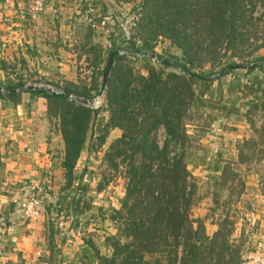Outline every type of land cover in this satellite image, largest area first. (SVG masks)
Returning a JSON list of instances; mask_svg holds the SVG:
<instances>
[{
  "label": "rangeland",
  "instance_id": "obj_1",
  "mask_svg": "<svg viewBox=\"0 0 264 264\" xmlns=\"http://www.w3.org/2000/svg\"><path fill=\"white\" fill-rule=\"evenodd\" d=\"M92 2L95 15L99 16L107 8L113 13H125L134 4H139L140 0L121 3L115 0H92ZM2 4L0 25L16 26L15 37L19 39V43L28 42L29 48H24L23 51L29 56L27 62L24 61L20 51L15 55L19 58L14 62L5 64L2 62L3 76L0 79V88L19 89L24 85H44L75 97H82L77 94L85 95L82 98L87 97L85 99L93 100V107L90 108L98 111L95 120L89 125L90 129L84 140L82 154L70 174L64 170L62 175L64 182L60 185L56 196V200L64 206L69 203L70 196H76L77 203L72 212L77 216L67 223L65 219L59 220L58 213L53 212L54 219L44 224V230H51L52 233L66 232L71 228L74 235L79 238L76 245H80L82 241L90 248L88 250L90 255L84 258L77 252L72 254V250L64 256H44L48 261L44 262L97 264L99 260L96 251L101 256H110L111 237H122V220L111 218V213L113 209L120 207L126 186V179H123L117 170L111 169L105 160V151L111 142L104 143L103 140L108 131L98 125L101 120L100 115L105 109L104 92L100 98H97L98 94H95L94 86L102 79L108 52L99 54L98 50L93 49L94 32L84 22L83 0H46L44 11L32 18L25 11V0H22V3L20 0L19 5L16 0H2ZM251 6L254 10L253 17L246 23L244 35L239 38L238 44L233 43L235 46L233 49H226L224 43L223 49L221 48L218 56L214 57L205 53L195 54L191 64L184 62L190 73L199 77L202 75L212 77V74L220 73L229 65L228 69L234 65L254 64L259 58L264 57V2H252ZM142 37L144 38V35ZM1 38L9 40V33L1 35ZM149 50L159 55L165 52L178 54L176 45L162 37L150 41ZM94 57L102 71L97 75L92 71ZM57 62H61L65 70H61L63 66L58 65ZM147 66L148 62H145L144 67ZM152 67L158 71L164 69L160 64H153ZM72 70L81 76L76 81L65 78ZM234 70L246 71V69ZM19 83L22 85L16 87ZM199 84L197 80L194 81L195 94ZM46 109L52 138L55 139L56 134L59 133V138L63 140L61 130L66 127V124H64L62 104H57L50 98ZM182 121L185 123L186 133V125L191 126L200 121V110L196 104L186 110ZM151 136L159 146L168 138L163 128L156 130ZM191 139L187 133V137H183L181 141L177 143L171 141L170 156L182 149V143L188 153L187 150L196 145ZM52 149L55 153L59 148ZM230 149L234 153H231ZM228 153L227 155L230 156L222 160L221 173L219 178L215 179L216 181L206 183L203 177L194 175L195 178L190 173L195 184L191 200L192 215L203 223L205 236L213 237V234L218 232L214 236L216 244H212L213 240L205 239L203 236L199 240L204 256L211 244L213 253L198 261V264H248L249 255L264 254V99L248 110L243 134L231 145ZM196 157V154L192 158L188 156L189 163L202 164ZM86 173L88 175L85 181L83 179ZM49 185L51 183L48 176L44 178V189L40 191L37 188L30 189L27 194L23 190L17 192L16 207L18 202L33 196L38 199L41 211L42 203L50 200L48 192L52 188H49ZM77 187L78 190H76ZM49 195H51L50 192ZM22 217L37 219L36 217L26 218L23 215ZM4 225L8 226L6 223ZM47 244L49 246V243Z\"/></svg>",
  "mask_w": 264,
  "mask_h": 264
},
{
  "label": "trees",
  "instance_id": "obj_2",
  "mask_svg": "<svg viewBox=\"0 0 264 264\" xmlns=\"http://www.w3.org/2000/svg\"><path fill=\"white\" fill-rule=\"evenodd\" d=\"M252 2L264 0H140L137 4V33L141 37L144 35L142 46H126L125 54L114 56L104 88L108 120L98 123L105 131L118 129L121 132L109 144L105 160L126 179L121 205L111 213V218L122 220V237H111L110 256H101L96 251L97 264H198L213 253L212 244H216L214 236L218 232L213 237L205 236L203 223L192 215L195 184L187 169L186 148L182 143V149L170 156L169 145L171 141L177 143L187 137L182 118L186 110L196 104L194 81L202 83L211 77L190 73L184 62L191 64L197 53L218 56L224 43L226 49H233L243 37L246 23L253 17ZM157 37L176 45L178 54L157 55L178 63L179 70L156 63L164 67L163 71H158L149 58L137 56L156 54L149 50V42ZM111 38L108 58L111 52L121 48L115 35ZM137 59L148 62V66L137 67L134 63ZM257 62L263 63L264 57ZM227 67L212 76L234 71ZM100 73L98 67L97 74ZM100 86L101 80L94 86L95 94ZM27 91L44 96L47 103L52 98L62 104L66 124L61 130L64 140L62 167L70 174L82 154L89 125L98 111L57 93ZM15 94L0 93V97ZM160 128L168 136L161 146L151 136ZM2 190L9 191L7 187ZM202 236L213 240L205 256L199 243Z\"/></svg>",
  "mask_w": 264,
  "mask_h": 264
},
{
  "label": "crops",
  "instance_id": "obj_3",
  "mask_svg": "<svg viewBox=\"0 0 264 264\" xmlns=\"http://www.w3.org/2000/svg\"><path fill=\"white\" fill-rule=\"evenodd\" d=\"M16 3L19 5L20 0H16ZM2 5L0 0V6ZM16 31V26L0 25V79L3 76L2 62H14L19 58L15 55L20 51L23 60L27 62L29 54L27 56L23 49L29 48L28 42L19 43V39L15 37ZM6 32L9 33V40L1 38ZM93 32V49L98 50L99 54L108 52L112 48L109 43L114 34L111 32L110 36L101 31ZM134 63L137 67L145 66L142 60H134ZM57 64L63 66L61 70H65L61 62ZM98 67L97 60L93 61L92 71L95 75ZM254 68L249 72L234 70L198 86L195 96L200 110V121L191 126L186 125L189 137L196 144L187 150L186 164L193 176L203 177L206 183L219 178L222 160L230 156L227 155L229 148L240 139L246 127L248 110L264 99V62H256ZM80 77L72 70L65 78L76 81ZM15 93L17 94L0 97V264H48L44 262L47 258L44 260L37 257V251H41L42 256L46 257L68 255L72 250V254L77 252L83 258L89 256L90 248L82 241L80 245H76L79 238L71 228L66 232L54 233L44 230L47 222L54 219L53 212L58 213L59 220L65 219L67 223L74 219L77 215L75 216L72 209L77 203V197L70 196L66 206L56 200L57 191L64 182V168L61 164L64 143L59 138V133L55 139L52 138L46 111L47 99L28 91ZM100 117L102 123L107 122L105 109ZM108 132L103 140L108 144L121 133L118 129H110ZM54 147L59 148L58 152L54 153ZM230 150L232 153L233 150ZM195 154L202 164L189 163L188 156L192 158ZM78 170L80 171V167ZM48 176L51 183L49 188H52L49 191L51 195L48 192L50 200L42 203L37 219L23 218L15 205L18 198L16 193L23 190L27 194L30 189H44V178ZM3 187H7L9 191L4 192ZM5 223L13 225L11 232H7Z\"/></svg>",
  "mask_w": 264,
  "mask_h": 264
},
{
  "label": "built area",
  "instance_id": "obj_4",
  "mask_svg": "<svg viewBox=\"0 0 264 264\" xmlns=\"http://www.w3.org/2000/svg\"><path fill=\"white\" fill-rule=\"evenodd\" d=\"M46 0H25L26 12L30 17H35L37 14H40L45 9ZM84 10V22L94 31H101L105 34H110L111 32L115 35V39L123 50L126 46L141 47L142 46V37L137 33V22H138V6L134 4L130 10L125 13H113L109 8L103 10L102 14L99 16L95 15L94 5L92 0H83ZM111 42L109 47H111ZM150 54V53H148ZM148 54H137V56H144ZM149 58V57H146ZM152 61V64L158 63L152 58H149ZM177 150L176 152H178ZM175 152V153H176ZM87 173L83 180L86 181ZM82 180V181H83ZM31 197V198H30ZM28 199L18 202V208L21 210V213L26 218H37L39 214V201L37 198L30 196ZM7 232L13 230L12 225L7 226ZM38 258H46L41 251L36 253ZM248 264H264V254L254 253L249 255Z\"/></svg>",
  "mask_w": 264,
  "mask_h": 264
},
{
  "label": "water",
  "instance_id": "obj_5",
  "mask_svg": "<svg viewBox=\"0 0 264 264\" xmlns=\"http://www.w3.org/2000/svg\"><path fill=\"white\" fill-rule=\"evenodd\" d=\"M125 53L126 52L124 50H122V51L121 50H114L113 52H111L110 57L108 58L106 65L104 67V70H103L102 79H101V86H100L97 98H100L104 92L106 80L109 76L114 56L119 55V54H125ZM146 57L152 58L155 61H157L158 63H163V64L168 65V66H173L178 70L180 69V66L177 63L166 61L161 56H159L157 54L150 53V54L146 55ZM255 66H256V63L248 64V65H234V66H231V68H233V69H251V68H254ZM214 78H215V76H212L210 78H205V79L206 80H212ZM25 89L26 90H34V91L35 90H41V91H46V92H50V93L51 92L57 93V94L64 96L65 98L75 100L80 104L86 105L88 107H93V100L85 99L82 97H75L69 93H63V92L57 91L55 88L46 87L44 85H24L19 89H2V88H0V93L23 91Z\"/></svg>",
  "mask_w": 264,
  "mask_h": 264
}]
</instances>
